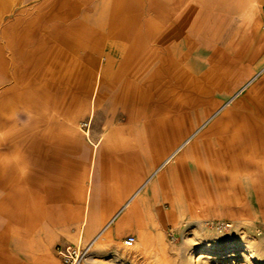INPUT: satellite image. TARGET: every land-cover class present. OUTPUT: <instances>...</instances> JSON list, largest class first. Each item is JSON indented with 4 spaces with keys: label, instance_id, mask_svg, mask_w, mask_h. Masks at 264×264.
I'll return each instance as SVG.
<instances>
[{
    "label": "rangeland",
    "instance_id": "374dc122",
    "mask_svg": "<svg viewBox=\"0 0 264 264\" xmlns=\"http://www.w3.org/2000/svg\"><path fill=\"white\" fill-rule=\"evenodd\" d=\"M124 18L132 19L130 31L143 30L145 39L121 45L112 38L114 52L121 45L128 51L139 47V53L103 54L104 27L116 29ZM81 20L90 26L83 36L97 47L95 55L78 56L64 45L63 26ZM154 24L160 25V41L153 39ZM153 47H160V54H152ZM60 109L86 123L84 130L113 120L143 128L151 138L159 128L162 153L191 138L198 148L191 168L199 171L200 143L215 141L216 149L224 124H242L245 136L264 132V0H0V264H51L27 225L37 219L33 207L44 193L42 151L34 146L40 128L61 116ZM183 114L186 125L179 128L174 122ZM218 120L220 129L214 126ZM229 128L219 143L222 151L238 142ZM15 154L22 174L11 173L2 161ZM226 164L232 162H209ZM175 169L183 175L180 165ZM197 223H185L178 233L168 227L152 250L122 242L96 257L90 250V264H264L263 224L234 228L231 223L217 233L206 222ZM48 251L55 257L53 246Z\"/></svg>",
    "mask_w": 264,
    "mask_h": 264
},
{
    "label": "crops",
    "instance_id": "0c3cea01",
    "mask_svg": "<svg viewBox=\"0 0 264 264\" xmlns=\"http://www.w3.org/2000/svg\"><path fill=\"white\" fill-rule=\"evenodd\" d=\"M131 21L134 22L124 18L125 24L116 29L104 27L103 54L139 53V47L128 51V47L121 46L131 38L145 39L143 30L136 34L130 31ZM76 22L71 27L63 26L68 41L64 45L69 44L78 56L97 54L95 44L89 46L83 36L90 26L84 20ZM152 36L160 41L159 24H154ZM112 38L121 40L120 52H114ZM152 54H160V47H153ZM92 64L89 66L97 70ZM66 110L60 109L62 115L53 118L56 120H47L40 128V142L34 146L42 151L41 163L45 169L40 172V190L44 193L39 202L35 201L33 213L38 217L34 222L30 218L27 232L43 244V254L47 253L51 264H62L55 260V257L59 260L54 251L57 244L87 246L101 233L90 248L95 257L104 249L119 248L127 235L135 236L136 247L152 250L168 227L176 228L178 233L187 222L192 225L224 221L232 223L234 228L264 225V132H249L245 136L240 133L241 127L229 130L238 139L231 151L219 148L228 131L217 134L216 149L211 148L215 141H202L200 155L196 156L201 167L199 171L192 168L190 173L189 168L196 161L193 151L197 145L191 138L178 147L171 146L174 147L172 150L170 147L171 152L162 153L165 148L159 128L152 130L151 138L144 137L143 128L113 120L101 129L84 130L76 115ZM186 119V114L180 117L184 125ZM167 133L173 134V129L169 128ZM182 153L186 157L184 165L179 161ZM170 154L172 158L164 163ZM220 159L232 164L209 165L210 160ZM2 161L11 173L24 172L18 155L4 157ZM167 164L170 165L163 172ZM177 165L181 166L182 176L177 174ZM146 237L149 242L144 244ZM51 246L55 257L49 254Z\"/></svg>",
    "mask_w": 264,
    "mask_h": 264
},
{
    "label": "built area",
    "instance_id": "2783aa9c",
    "mask_svg": "<svg viewBox=\"0 0 264 264\" xmlns=\"http://www.w3.org/2000/svg\"><path fill=\"white\" fill-rule=\"evenodd\" d=\"M86 125V123H83L82 126ZM206 224L213 228L217 233H223L232 226L230 222L214 220L206 222ZM168 235L171 241L175 239L174 231L170 230ZM135 241V236L127 235L123 238L122 244L125 247H131ZM54 251L62 264H90V248L86 245L80 246L73 243L57 244L54 247Z\"/></svg>",
    "mask_w": 264,
    "mask_h": 264
},
{
    "label": "bare ground",
    "instance_id": "6f19581e",
    "mask_svg": "<svg viewBox=\"0 0 264 264\" xmlns=\"http://www.w3.org/2000/svg\"><path fill=\"white\" fill-rule=\"evenodd\" d=\"M220 124V120H218L217 122H215L214 123V126H215V128H218L219 125ZM174 125H177V127H179V126H181L182 127V125H184L182 122H181V120H179L178 122H174ZM174 125H170V128H172L173 129V127H174ZM223 125V124H222ZM221 125V126H222ZM241 125L242 124H239L238 125V123L237 122H233V124H232V126H229V127H231V129L228 127V126H226L225 124L223 125V129L221 128V126L219 127V129L221 128V130L220 131H222V133L223 132H226V131H228L227 129L229 128L230 130H234V129H236V128H239V127H241ZM224 126H226V127H224ZM213 127V126H212ZM180 128V127H179ZM214 128V127H213ZM219 133H221V132H219ZM185 140V139H184ZM201 140V139H200ZM182 148V147H181ZM184 153H182V155H181V157H180V159H179V161H182V160H186V157L183 155ZM171 155L172 154H170L165 160H164V163H166V162H168L169 160H170V158H172L171 157ZM194 161V160H193ZM196 167V166H195ZM200 167H201V164H200ZM198 168V167H197ZM192 169V168H191ZM196 169V168H195ZM203 169V168H202ZM197 174H198V171L196 172ZM197 174H196V176H197ZM198 180V179H197ZM195 181H196V178H195ZM132 208V207H131ZM54 229H55V227H54ZM105 231V230H104ZM37 232H39V230L37 231ZM101 233V232H100ZM102 234V233H101ZM101 234L100 235H97L89 244H87V247H89V248H91V246H93V244L100 238V236H101ZM146 234L148 235V231L146 232ZM39 235V234H38ZM147 238V237H146ZM148 239V238H147ZM149 240V239H148Z\"/></svg>",
    "mask_w": 264,
    "mask_h": 264
}]
</instances>
